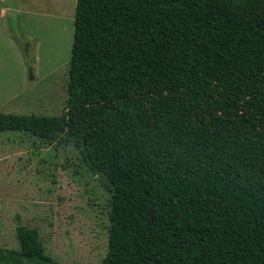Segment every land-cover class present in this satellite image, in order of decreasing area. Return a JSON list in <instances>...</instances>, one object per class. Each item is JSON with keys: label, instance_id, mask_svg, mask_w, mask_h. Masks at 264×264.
I'll list each match as a JSON object with an SVG mask.
<instances>
[{"label": "trees", "instance_id": "trees-1", "mask_svg": "<svg viewBox=\"0 0 264 264\" xmlns=\"http://www.w3.org/2000/svg\"><path fill=\"white\" fill-rule=\"evenodd\" d=\"M64 136L111 192L100 264H264V0H77ZM0 264H58L35 229Z\"/></svg>", "mask_w": 264, "mask_h": 264}, {"label": "rangeland", "instance_id": "rangeland-1", "mask_svg": "<svg viewBox=\"0 0 264 264\" xmlns=\"http://www.w3.org/2000/svg\"><path fill=\"white\" fill-rule=\"evenodd\" d=\"M76 4L0 0V113H63ZM111 200L64 136L0 132V248L20 249L21 225L38 231L58 264H100L109 250Z\"/></svg>", "mask_w": 264, "mask_h": 264}, {"label": "water", "instance_id": "water-1", "mask_svg": "<svg viewBox=\"0 0 264 264\" xmlns=\"http://www.w3.org/2000/svg\"><path fill=\"white\" fill-rule=\"evenodd\" d=\"M30 78H31V80H33V79H34V77L32 76L31 69H30Z\"/></svg>", "mask_w": 264, "mask_h": 264}]
</instances>
